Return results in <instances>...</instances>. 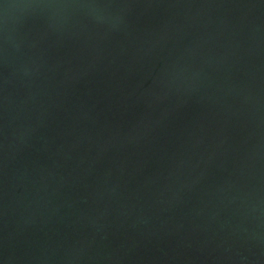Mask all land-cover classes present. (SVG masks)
<instances>
[{
	"label": "water",
	"instance_id": "water-1",
	"mask_svg": "<svg viewBox=\"0 0 264 264\" xmlns=\"http://www.w3.org/2000/svg\"><path fill=\"white\" fill-rule=\"evenodd\" d=\"M0 264H264V0H0Z\"/></svg>",
	"mask_w": 264,
	"mask_h": 264
}]
</instances>
